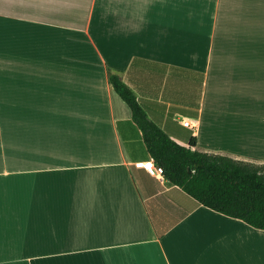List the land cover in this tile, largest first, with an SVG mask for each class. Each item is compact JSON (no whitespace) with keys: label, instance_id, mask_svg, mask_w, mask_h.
I'll list each match as a JSON object with an SVG mask.
<instances>
[{"label":"crops","instance_id":"0c3cea01","mask_svg":"<svg viewBox=\"0 0 264 264\" xmlns=\"http://www.w3.org/2000/svg\"><path fill=\"white\" fill-rule=\"evenodd\" d=\"M110 73L177 143L264 165V0H0V264H264V230L137 166Z\"/></svg>","mask_w":264,"mask_h":264},{"label":"trees","instance_id":"16d2710c","mask_svg":"<svg viewBox=\"0 0 264 264\" xmlns=\"http://www.w3.org/2000/svg\"><path fill=\"white\" fill-rule=\"evenodd\" d=\"M110 83L129 105L143 133L150 157L164 170L166 182L180 187L197 203L264 230V166H256L224 155L193 150L177 143L148 116L135 91L114 73ZM159 238L166 229L156 226Z\"/></svg>","mask_w":264,"mask_h":264},{"label":"built area","instance_id":"2783aa9c","mask_svg":"<svg viewBox=\"0 0 264 264\" xmlns=\"http://www.w3.org/2000/svg\"><path fill=\"white\" fill-rule=\"evenodd\" d=\"M185 126L191 127V123L189 121L183 120L182 122ZM139 168L146 170L150 175L159 180H165L164 170L162 167L157 166L154 161L142 162L137 165Z\"/></svg>","mask_w":264,"mask_h":264},{"label":"rangeland","instance_id":"374dc122","mask_svg":"<svg viewBox=\"0 0 264 264\" xmlns=\"http://www.w3.org/2000/svg\"><path fill=\"white\" fill-rule=\"evenodd\" d=\"M239 161H241V160H239ZM242 162H248V163H251V164H253V165H256V166H264V165H257L256 163H253V162H249V161H242ZM161 183L160 182H158V185H160ZM186 196V198H188L189 200H192L191 198H189L187 195H185Z\"/></svg>","mask_w":264,"mask_h":264}]
</instances>
